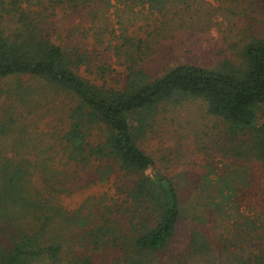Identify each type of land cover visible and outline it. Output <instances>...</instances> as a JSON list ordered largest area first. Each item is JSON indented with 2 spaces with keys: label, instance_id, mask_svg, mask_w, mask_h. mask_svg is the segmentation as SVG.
<instances>
[{
  "label": "trees",
  "instance_id": "obj_1",
  "mask_svg": "<svg viewBox=\"0 0 264 264\" xmlns=\"http://www.w3.org/2000/svg\"><path fill=\"white\" fill-rule=\"evenodd\" d=\"M144 1L0 0V264H100L96 255L106 248L110 264H160L183 213L176 183L161 172H146L153 159L138 144L160 104L203 100L238 140L236 156L264 163V36H252L238 61L214 68L179 63L152 78L138 65L142 40L122 32L114 45L116 54L126 48L122 86L97 84L80 74L83 65L90 72L96 67L101 79L109 72L97 46L110 50L105 39L110 7ZM190 1L148 3L181 24ZM63 7L91 24L74 23L55 41L49 17ZM95 23L101 28L92 27ZM87 31L94 41L89 48L81 40ZM62 95L68 101L64 128L47 137L29 115ZM71 166H89L92 182L120 172L110 209L68 211L59 204V195L80 188L75 170H65ZM209 203L220 210L221 201ZM187 239L168 261L185 264L188 255L187 264H264V209L254 218L244 216L216 245L204 230H192Z\"/></svg>",
  "mask_w": 264,
  "mask_h": 264
},
{
  "label": "rangeland",
  "instance_id": "obj_2",
  "mask_svg": "<svg viewBox=\"0 0 264 264\" xmlns=\"http://www.w3.org/2000/svg\"><path fill=\"white\" fill-rule=\"evenodd\" d=\"M190 5V14L185 15V22L181 24L177 19L166 18L160 11L149 8L148 0L131 8L124 5L110 7L106 12L110 36L105 35V39H110V50L103 49L104 45L97 46L103 50L99 54L101 61L110 64L109 72L101 79L96 67L90 72L83 65L79 68L80 74L97 84L105 81L110 87L122 86L128 63L121 58H124L126 48L117 54L114 50V45L121 42L122 32L135 41L142 40L138 52L142 59L137 60L138 65L152 78L179 63L214 68L225 60L238 61L242 47L252 36H264L263 0H191ZM49 18L55 22L52 35L55 41H62L74 23L81 24L80 28L91 24L80 20L76 13L65 7L57 8ZM100 26L95 23L92 27ZM86 37L81 40L89 48L94 44L90 31L86 32ZM3 84L0 81L1 87ZM67 103L63 95L59 96L29 115L30 121L39 132L49 133L47 137L50 134L56 137L64 128L62 114ZM143 127L138 144L153 159V165L146 172L171 176L183 208L173 241L159 255L160 264H176L168 259L182 252L192 230H204L210 242L216 245L220 235L226 236L233 226L242 223L244 216L254 218L263 211L264 163L236 156L233 149L238 140L231 137L220 117L209 113L203 100L187 99L176 106L160 104ZM93 135L97 139L98 132ZM88 167L85 170L73 166L65 169L69 174L75 170L73 175L78 176L80 188L59 195V204L64 209L102 211L106 207L110 209V201L117 198L114 184L116 173L120 175V172L109 174L105 181L92 182ZM220 192L225 193V200L219 196ZM211 198L215 203L221 201L220 210L209 203ZM105 214L110 216V212ZM111 257L110 248L100 249L96 255L100 264H110ZM184 258L187 264L188 255Z\"/></svg>",
  "mask_w": 264,
  "mask_h": 264
}]
</instances>
